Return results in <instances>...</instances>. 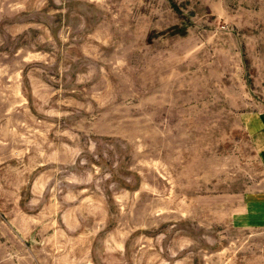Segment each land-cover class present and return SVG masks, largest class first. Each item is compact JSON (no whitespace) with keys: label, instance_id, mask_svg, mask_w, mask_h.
<instances>
[{"label":"rangeland","instance_id":"1","mask_svg":"<svg viewBox=\"0 0 264 264\" xmlns=\"http://www.w3.org/2000/svg\"><path fill=\"white\" fill-rule=\"evenodd\" d=\"M264 0H0V264H264Z\"/></svg>","mask_w":264,"mask_h":264},{"label":"crops","instance_id":"2","mask_svg":"<svg viewBox=\"0 0 264 264\" xmlns=\"http://www.w3.org/2000/svg\"><path fill=\"white\" fill-rule=\"evenodd\" d=\"M263 139H264V136H263ZM264 152V147H263V149H262V153Z\"/></svg>","mask_w":264,"mask_h":264}]
</instances>
